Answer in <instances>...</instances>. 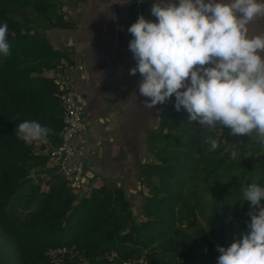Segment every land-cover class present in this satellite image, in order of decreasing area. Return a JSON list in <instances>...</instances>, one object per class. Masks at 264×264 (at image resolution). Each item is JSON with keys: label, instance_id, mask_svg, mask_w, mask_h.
<instances>
[{"label": "trees", "instance_id": "trees-1", "mask_svg": "<svg viewBox=\"0 0 264 264\" xmlns=\"http://www.w3.org/2000/svg\"><path fill=\"white\" fill-rule=\"evenodd\" d=\"M152 1L131 0L137 9L132 23ZM34 13L51 27H75L64 19L60 2L0 0V24L7 22L11 44V55H0V264H54L47 253L57 248L76 255L65 264H79V258L89 264H137L143 257L149 264H217L215 241L224 225L213 227L215 218L200 222L205 192L198 193L197 186L218 187L232 201L241 199L250 183L264 186L261 137L251 133L236 143L226 127L205 130L189 123L187 111H177L174 102L148 136L147 161L138 177L139 186L148 189L142 219L122 188L104 183L80 195L58 165L47 186L35 184L32 170L46 165L51 155L35 153L37 141L25 144L14 130L35 120L54 130L41 139L42 149L60 144L63 108L50 74L69 58L33 30ZM209 136L219 141L215 151ZM87 182V187L94 183ZM27 189L31 195L21 200L25 213L9 212Z\"/></svg>", "mask_w": 264, "mask_h": 264}, {"label": "clouds", "instance_id": "clouds-1", "mask_svg": "<svg viewBox=\"0 0 264 264\" xmlns=\"http://www.w3.org/2000/svg\"><path fill=\"white\" fill-rule=\"evenodd\" d=\"M264 14L258 0H156L155 22L143 15L128 32L129 50L140 74L139 94L152 109L175 96V109L205 130L228 128L234 137L255 130L264 139V36H248V25ZM7 22L0 24V55H11ZM15 136L31 144L54 134L35 120L16 127ZM210 151L219 147L208 137ZM236 152L232 153L233 157ZM258 179V178H257ZM250 202L248 232L229 247L218 246L217 264H264V186L241 190Z\"/></svg>", "mask_w": 264, "mask_h": 264}, {"label": "crops", "instance_id": "crops-1", "mask_svg": "<svg viewBox=\"0 0 264 264\" xmlns=\"http://www.w3.org/2000/svg\"><path fill=\"white\" fill-rule=\"evenodd\" d=\"M59 2L64 19L75 27H51L40 35L54 49L67 53L66 60L84 67L75 73L74 83L88 115L97 121L76 142L87 141L90 178L100 185L122 188L133 203L135 187L142 189L138 177L140 166L147 161L144 155L147 157L148 136L159 127L161 113L174 104L175 96L152 109L144 107L147 98L138 91L142 77L139 73L130 74L136 62L129 50L132 38L128 28L137 11L131 0ZM155 2L149 3L142 13L152 22L156 21L151 15ZM248 29L249 37L264 36V14L250 22ZM259 54L264 56V52Z\"/></svg>", "mask_w": 264, "mask_h": 264}, {"label": "built area", "instance_id": "built-area-1", "mask_svg": "<svg viewBox=\"0 0 264 264\" xmlns=\"http://www.w3.org/2000/svg\"><path fill=\"white\" fill-rule=\"evenodd\" d=\"M83 70L82 65L63 59L59 62L57 69L50 74L57 87L55 96L60 100L63 108V132L60 144L58 146L49 144L48 147L53 161L71 181L74 191L80 195L85 191L84 188L87 185L85 183H87V178H90L91 170L87 161V141L76 142V139L97 122L88 115L84 101L74 83L75 73ZM47 255L54 264H65L66 260H72L76 256L67 248L50 249ZM78 261L79 264H89L83 258H79ZM135 262L149 264L144 257ZM130 263L124 262L123 264Z\"/></svg>", "mask_w": 264, "mask_h": 264}, {"label": "rangeland", "instance_id": "rangeland-1", "mask_svg": "<svg viewBox=\"0 0 264 264\" xmlns=\"http://www.w3.org/2000/svg\"><path fill=\"white\" fill-rule=\"evenodd\" d=\"M54 2H59L61 0H50ZM226 1V0H224ZM227 3V2H225ZM33 21L35 25L33 26V30L38 33L42 34L45 30L51 29L50 24L46 23L42 18H40L36 13L32 14ZM252 135H257V132L254 130ZM246 136V135H245ZM243 136V137H245ZM243 137L237 136L235 138L236 143H240ZM262 139V138H261ZM264 146V139H262ZM43 140H39L34 145V152L35 153H43V154H50L49 150H44L41 148L43 145ZM146 158V155H144ZM49 162H46V165H42L40 167H35L32 170L31 177L35 179L34 183L42 185L43 187L47 186L49 181V177L53 173L54 166H56L55 161L49 158ZM88 183V182H87ZM85 183V184H87ZM90 183V182H89ZM99 186V182H94L93 184H89L88 187L85 185V191L90 190L93 186ZM143 189V188H142ZM135 190V198L132 197L133 204L136 206V215L138 218L142 219V216L139 215L141 212L140 206L142 205V197H144L145 193H147L148 189L144 187V190ZM195 191V186L192 188ZM198 193L205 192V202H204V215L199 216L200 222L203 224H207L208 221L212 220L213 218L216 219V222L213 224V227H219V225H224L223 230L218 234L215 245L218 248L220 247H229L232 243L236 240L242 239L243 235L248 232V223L250 222V216L248 213L251 211L250 202H244L241 198L237 201L228 200L222 191L218 187L214 186H205V185H198L197 189ZM141 193V194H140ZM31 195V191L25 190L18 194V196L14 199L9 207V212L13 214H22L25 213V206L21 201L22 198ZM264 204V201H262ZM0 232H3L2 227L0 226ZM233 237V238H232ZM220 253L218 252V257Z\"/></svg>", "mask_w": 264, "mask_h": 264}]
</instances>
